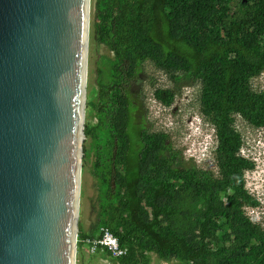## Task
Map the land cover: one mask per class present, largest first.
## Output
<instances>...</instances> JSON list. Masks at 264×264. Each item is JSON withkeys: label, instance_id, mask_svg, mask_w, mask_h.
Returning <instances> with one entry per match:
<instances>
[{"label": "trees", "instance_id": "16d2710c", "mask_svg": "<svg viewBox=\"0 0 264 264\" xmlns=\"http://www.w3.org/2000/svg\"><path fill=\"white\" fill-rule=\"evenodd\" d=\"M90 36L107 43L115 61L102 99L87 101L88 115L91 106L99 115L106 110L108 156L92 169L96 219L89 230L79 221V259L106 227L127 255L114 258L102 246L97 253L118 264H149L151 253L183 264H264V217L254 221L245 210L260 204L246 187L255 162L242 154L246 143L236 127L237 116L264 127V89L252 84L264 73V0H95ZM145 61L200 83V111L217 137V169L183 165L168 132L137 121L129 84ZM176 95L154 90L167 106Z\"/></svg>", "mask_w": 264, "mask_h": 264}, {"label": "water", "instance_id": "95a60500", "mask_svg": "<svg viewBox=\"0 0 264 264\" xmlns=\"http://www.w3.org/2000/svg\"><path fill=\"white\" fill-rule=\"evenodd\" d=\"M91 0H0V264H76Z\"/></svg>", "mask_w": 264, "mask_h": 264}, {"label": "rangeland", "instance_id": "374dc122", "mask_svg": "<svg viewBox=\"0 0 264 264\" xmlns=\"http://www.w3.org/2000/svg\"><path fill=\"white\" fill-rule=\"evenodd\" d=\"M94 5L95 0H91V21ZM114 61L115 54L110 46L107 43L94 41L90 36L87 101L90 100L96 103L102 99L99 90L103 87V83L109 82V71L111 63ZM252 84L256 90H263L264 73L253 78ZM133 86L134 100L136 104L142 105L138 110L134 108L137 121L141 125L146 123L151 130L168 132L173 147L180 151L183 165L196 164L202 168L217 169L214 157L217 137L214 126L205 119L200 111V83H192V80L182 75L174 79L165 71L158 69L151 61H145L139 78ZM157 87L175 89L177 95L171 106L163 105L156 100L154 90ZM91 108V114L88 115V112H86L85 120V128H89L91 133L85 137L83 143L88 156L85 162V171L82 173L81 213L79 218V221H83L86 230L91 228L96 219V210L93 205H97L98 184H96L97 180L92 173V169L96 161L108 156L104 149L107 131H109V125L105 117L106 110L104 114L100 111L99 115L95 106H91ZM100 116L102 120H100ZM236 127L243 134L246 143V146L242 149L244 156L252 157L249 150L251 153L253 152V155L256 152L264 151V127L255 128L240 116H237ZM137 129H139V125L134 124L133 131H137ZM209 143H214V145L211 146ZM205 148H207V151H205ZM259 161H256L253 171H246V187L251 193L254 192L255 184L263 183L262 177L264 178V175L262 176V173L264 167L259 164ZM246 213L254 221H258L260 217H264V204L260 202L259 206L254 208L248 206L246 207ZM259 213H261L260 216H258ZM79 257L77 248L76 264H118L114 260L102 258L97 252L92 253L88 247L83 249L82 259H79ZM151 260L149 264H183L175 258L164 260L158 257L156 253H151Z\"/></svg>", "mask_w": 264, "mask_h": 264}, {"label": "built area", "instance_id": "2783aa9c", "mask_svg": "<svg viewBox=\"0 0 264 264\" xmlns=\"http://www.w3.org/2000/svg\"><path fill=\"white\" fill-rule=\"evenodd\" d=\"M103 236L100 239H88V243L90 244V251L92 253H96L98 251V247H106L108 248L112 256L114 258H119L124 255H127V248H122L119 243V239L114 233L106 227H102Z\"/></svg>", "mask_w": 264, "mask_h": 264}, {"label": "clouds", "instance_id": "9594fccd", "mask_svg": "<svg viewBox=\"0 0 264 264\" xmlns=\"http://www.w3.org/2000/svg\"><path fill=\"white\" fill-rule=\"evenodd\" d=\"M195 132H197V130H195ZM209 144H211V146L214 145V143H209ZM205 151H207V148H205ZM249 152H250V155H252V157H250V158L255 162V165H256V161L260 160L259 161V164H261L264 167V151L256 152V153H254V155H253V152L251 153L250 150H249ZM263 175H264V172L262 173V176ZM262 180H263V183L262 184L261 183L255 184V186H254L255 189H254V192H253L254 194L253 193L252 194L258 199L259 203L261 202V203L264 204V178L263 177H262ZM245 210H246V208H245ZM260 214L261 213H259L258 216H260Z\"/></svg>", "mask_w": 264, "mask_h": 264}, {"label": "flooded vegetation", "instance_id": "af4514ba", "mask_svg": "<svg viewBox=\"0 0 264 264\" xmlns=\"http://www.w3.org/2000/svg\"><path fill=\"white\" fill-rule=\"evenodd\" d=\"M134 84H135V81L132 82L131 84H129V90L132 91V92H133V88H134L133 85H134ZM134 104L137 105L136 110H138V109L142 106V105H139L138 103L136 104V102H134ZM136 110H135V111H136ZM145 124H146V123H145ZM146 125H147V124H146Z\"/></svg>", "mask_w": 264, "mask_h": 264}]
</instances>
